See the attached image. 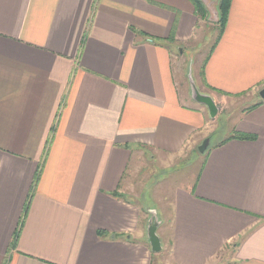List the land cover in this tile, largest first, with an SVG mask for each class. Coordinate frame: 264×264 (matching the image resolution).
<instances>
[{
    "label": "crops",
    "instance_id": "crops-1",
    "mask_svg": "<svg viewBox=\"0 0 264 264\" xmlns=\"http://www.w3.org/2000/svg\"><path fill=\"white\" fill-rule=\"evenodd\" d=\"M206 24L190 0H0V264H153L133 187L149 158L178 168L215 131L176 49L216 101L264 87V0H231L202 53ZM261 100L233 105L222 140L248 137L171 185L157 232L173 264H264Z\"/></svg>",
    "mask_w": 264,
    "mask_h": 264
},
{
    "label": "rangeland",
    "instance_id": "rangeland-1",
    "mask_svg": "<svg viewBox=\"0 0 264 264\" xmlns=\"http://www.w3.org/2000/svg\"><path fill=\"white\" fill-rule=\"evenodd\" d=\"M205 3H204V5H205ZM217 4H218V1L213 2L212 0H209L207 5H205L207 8V17L205 18V21L207 24H206V29H203V32H205V35H206L205 41H204V43L197 46V48H196V49L199 48V51H201L202 53H206V51H208V49H210L211 45L213 44V40L218 33L216 30L217 21L219 18L218 17ZM209 10H210V12H209ZM202 25H205V24L202 23ZM176 52L178 55H180V53H179L180 48H179V50L176 49ZM185 53H186L185 50L183 51V49H182L181 55H183V56H181V60H182V62H184V69H185L184 78H185V83H186V92L189 94L191 100L194 101V99L191 96V87H190V81H189V77H188V69L190 67V63H191V59H192L193 76L196 80L197 85L199 86L200 84H202L201 79H200V71H201L202 61L201 60L196 61L194 58L195 56H193L191 53L184 56ZM192 67H191V69H192ZM201 88L204 89V87H201ZM202 92H203V90H202ZM219 99H221V98H219ZM257 100H260V97L258 94H254V95L249 94V95H245L244 97H239V98H229V99H227L226 102L229 101L230 103H225V104L222 103L221 101L215 100L218 107H219V112L221 113V111H222L226 115H225V117H222V115L219 113V115H217L216 118H214V119L210 118L211 121L213 119V121H212L213 122V129H215L214 133L211 135L210 145L212 146V145L216 144L217 142L222 140L223 137L225 136V133L227 132V128H228L227 121L230 120V118H232L233 116H235V114H233V113L239 111V110H236L238 108L235 109V107H234L235 104L249 105L253 101H257ZM233 102H235V103H233ZM227 104H231V106L229 107V106H227ZM220 108H222V109L220 110ZM220 116H221V118H220ZM201 144L197 147V149L194 153L189 155V157H186V158L182 159L180 162H178L181 165L175 169L172 168L170 170H165L159 165V163H157V162L154 163L153 160H151L149 158V161H148L147 166H146L147 167L146 173H144V177L139 179L138 182L133 187L136 190L141 189L142 188V182L146 186V188H145L146 196L144 198V200H145L144 205L145 206H143L146 214L150 215L148 209L154 208V209H157L159 217L161 219V217H162L161 215H168L172 212L171 185L182 184V183L188 184V183L193 181L194 176L197 173V171H196V167L198 165L197 162L199 159L202 160L204 154L206 153V152L202 153L200 151ZM148 195L151 196V199L156 202L155 204H151V205L148 204L150 201V198L148 197ZM167 217L168 216H166L165 218L167 219ZM162 244H163V250L160 251L159 253L153 254V264H173L171 261V256H170V251H169L168 246L164 247L163 242H162ZM225 259L226 258H224V260Z\"/></svg>",
    "mask_w": 264,
    "mask_h": 264
},
{
    "label": "water",
    "instance_id": "water-1",
    "mask_svg": "<svg viewBox=\"0 0 264 264\" xmlns=\"http://www.w3.org/2000/svg\"><path fill=\"white\" fill-rule=\"evenodd\" d=\"M182 52V48H180ZM192 59L190 63V67L188 69V77L190 81L191 87V96L195 102L204 105L207 107L210 117L216 118L219 114V107L214 99V97L209 94L202 92L199 86L196 83V80L193 76V67H192ZM192 67V69H191ZM259 96L264 100V87L260 90ZM210 139L206 138L200 146V151L202 153L206 152L210 146ZM150 218L147 224V238L151 246V250L154 253H159L163 250V244L160 235L158 234L157 230L159 226L162 224V220L159 217L157 209L149 208Z\"/></svg>",
    "mask_w": 264,
    "mask_h": 264
},
{
    "label": "trees",
    "instance_id": "trees-1",
    "mask_svg": "<svg viewBox=\"0 0 264 264\" xmlns=\"http://www.w3.org/2000/svg\"><path fill=\"white\" fill-rule=\"evenodd\" d=\"M190 1L195 6V14L197 16H199L200 18L205 19L207 17V8L204 5V2L202 0H190ZM230 2H231V0H218L217 9H218V17L219 18H218L217 26H216V30L218 32L217 38L220 37L222 35V33L224 32L225 25H226L227 19H228ZM261 101H264V100L262 99ZM237 137H248V136L243 135V134H236V135H233L229 138H225L224 140L220 141L216 146L221 145V144L225 143L226 141H228L232 138H237ZM210 148H211V145L209 146L207 151ZM153 254H154V252H153Z\"/></svg>",
    "mask_w": 264,
    "mask_h": 264
}]
</instances>
